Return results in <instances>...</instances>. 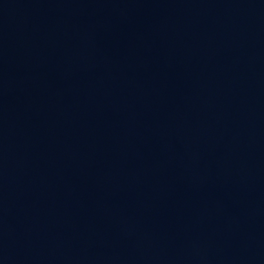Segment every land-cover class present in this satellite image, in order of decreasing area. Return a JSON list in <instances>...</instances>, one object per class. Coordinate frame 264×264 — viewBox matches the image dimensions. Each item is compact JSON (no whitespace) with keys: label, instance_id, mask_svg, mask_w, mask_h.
<instances>
[{"label":"water","instance_id":"1","mask_svg":"<svg viewBox=\"0 0 264 264\" xmlns=\"http://www.w3.org/2000/svg\"><path fill=\"white\" fill-rule=\"evenodd\" d=\"M0 264H264V0H0Z\"/></svg>","mask_w":264,"mask_h":264}]
</instances>
